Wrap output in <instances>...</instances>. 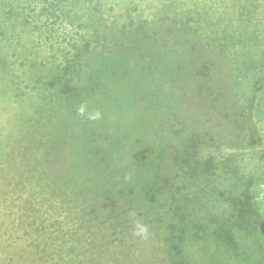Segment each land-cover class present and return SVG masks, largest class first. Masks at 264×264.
<instances>
[{
    "label": "trees",
    "instance_id": "1",
    "mask_svg": "<svg viewBox=\"0 0 264 264\" xmlns=\"http://www.w3.org/2000/svg\"><path fill=\"white\" fill-rule=\"evenodd\" d=\"M257 5L227 1L206 20L211 30L205 24L201 30L206 10L198 13L197 25L181 15L170 18L171 24L161 20L119 31L108 47L91 35L72 45L65 62L49 68L28 58L30 51L22 54L28 62L24 72L41 87L20 99L25 92L13 85L14 98L32 100L33 107L47 91L54 92L51 96L66 98L72 114L82 117L81 108L88 114L93 98L103 101L108 132L83 145L88 150L80 161L99 164L101 191L80 188L96 193V203L76 200L70 185L65 195L75 205L83 202L90 220L96 216L134 236L151 232L168 256L165 264H264V168L261 175L252 169L264 162L259 126L264 124V18L256 20ZM14 8L8 27L21 20ZM1 27L0 22L3 35ZM122 36L128 40L117 45ZM148 36L154 39L150 44ZM246 85L245 100L240 91ZM24 148L32 158H7L13 161L9 169L31 170L39 150L29 143ZM46 167L22 173L18 186L46 182L41 187L54 192ZM58 195L42 194V199H65Z\"/></svg>",
    "mask_w": 264,
    "mask_h": 264
},
{
    "label": "rangeland",
    "instance_id": "2",
    "mask_svg": "<svg viewBox=\"0 0 264 264\" xmlns=\"http://www.w3.org/2000/svg\"><path fill=\"white\" fill-rule=\"evenodd\" d=\"M227 1L233 2L8 0L9 5L13 3L12 7L0 0V22L4 32L0 35V264L166 263L168 256L159 241L149 237L151 232L143 231L134 236L123 233L120 227L115 229L104 225L96 216L90 220L86 216L87 209L81 204L83 202L75 205L71 202L70 195H65L68 189L64 187L70 185V193L76 200L92 201L94 198L93 203H96V193L93 192L92 196L87 192L83 193L80 188L86 190L87 187H92L95 192L101 191L98 186L101 176L99 164L93 162L85 165L80 164V161L86 158L88 150L83 145L91 146L94 134L108 132L103 127L105 125L101 115L104 111L101 106L103 101L93 98V103L89 106L91 111L86 115L82 114V117L72 114L66 98H54L51 96L54 92L47 91L32 107V100L20 99H27L33 90L38 92L41 85L24 72L28 68V62L23 59L22 54L25 50L30 51L26 55L28 58L43 64V68H49L65 62V58L72 55V45L88 42L91 35L97 42L99 40L101 47H108L113 42L112 34L121 35L119 31L142 23L149 27L153 22L161 20L171 24L170 18L181 15L197 25L194 21L200 17L198 13L207 10L209 14L204 15L201 29L205 31L204 24L209 28V23L206 22L209 21V15L222 11V6H226ZM253 1L258 4L256 20L264 18V0ZM73 2H76L75 7L71 5ZM249 2L254 8L253 3ZM14 7H17L21 20L18 23L13 21L8 27L6 23L9 22V17L14 18L13 15L16 14ZM45 8L50 9L49 12L43 13ZM214 24L218 25L215 16ZM7 36L10 40H7ZM4 38L5 43L2 44ZM103 38L109 42H105ZM126 40L127 37L122 36L117 45ZM153 40L148 36L146 42L150 44ZM13 85H20V92H25L26 97L14 98ZM249 89L247 85L241 88L240 95L245 100L250 94ZM7 92L12 97H7ZM21 103L24 104L23 107ZM203 120L205 121L204 117ZM259 126L263 135L264 124L260 123ZM70 133H74L73 140L69 138ZM28 143L34 150H39L30 163L31 170L18 165L9 169L13 167H8L13 161L7 162V158L26 155L32 158L31 151L24 148ZM100 143L97 142L92 148ZM42 164L52 170L54 180L47 182H54L51 186L54 192L41 187L46 182H42L41 186H30L26 182L24 185L19 183L18 186L22 173L31 175L34 173L33 169L36 171ZM259 165L252 169H259L257 173L261 175L264 162ZM38 176L41 177V173L36 177ZM48 193L64 195L65 199L44 202L42 194ZM87 211L89 214L90 211Z\"/></svg>",
    "mask_w": 264,
    "mask_h": 264
},
{
    "label": "clouds",
    "instance_id": "3",
    "mask_svg": "<svg viewBox=\"0 0 264 264\" xmlns=\"http://www.w3.org/2000/svg\"><path fill=\"white\" fill-rule=\"evenodd\" d=\"M81 114H83V112H84V109L83 108H81ZM90 118H96V117H90Z\"/></svg>",
    "mask_w": 264,
    "mask_h": 264
}]
</instances>
